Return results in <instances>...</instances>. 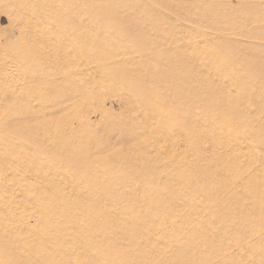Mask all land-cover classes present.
Segmentation results:
<instances>
[{"label": "rangeland", "instance_id": "1", "mask_svg": "<svg viewBox=\"0 0 264 264\" xmlns=\"http://www.w3.org/2000/svg\"><path fill=\"white\" fill-rule=\"evenodd\" d=\"M0 264H264V0H0Z\"/></svg>", "mask_w": 264, "mask_h": 264}]
</instances>
